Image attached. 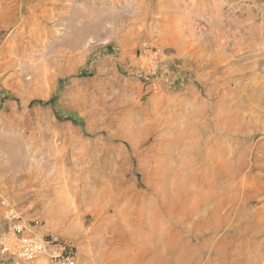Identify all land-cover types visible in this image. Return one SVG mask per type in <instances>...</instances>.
Returning a JSON list of instances; mask_svg holds the SVG:
<instances>
[{
	"label": "rangeland",
	"instance_id": "374dc122",
	"mask_svg": "<svg viewBox=\"0 0 264 264\" xmlns=\"http://www.w3.org/2000/svg\"><path fill=\"white\" fill-rule=\"evenodd\" d=\"M162 1H56L46 15L74 31L43 26L15 50L0 34V197L50 243L32 264L61 248L78 264H264V27L234 55ZM228 2L258 23L264 0ZM177 25L188 40L158 39Z\"/></svg>",
	"mask_w": 264,
	"mask_h": 264
},
{
	"label": "bare ground",
	"instance_id": "6f19581e",
	"mask_svg": "<svg viewBox=\"0 0 264 264\" xmlns=\"http://www.w3.org/2000/svg\"><path fill=\"white\" fill-rule=\"evenodd\" d=\"M26 1L28 3H30V5H29L28 8L24 7V3H26ZM26 1L19 2V0H0V34L2 32L3 33H8L7 39L9 40V44L12 46V47H10V50H15L16 49L15 48L16 45H18L20 43H23L26 40H30L31 41L33 39V36H34V34L36 32L41 31L42 29L44 30V27L43 26H49V25H57L58 26L60 22H62V23H68V25L69 24H73L74 25V28H75V25H76V27L79 25V24L75 23V20H76L75 19V16H71L69 14L67 16H65L63 19L56 18V17H54L52 15H48V16L46 15L47 10H46L45 7L46 6H54L55 7V5H53V3L55 4L56 1H61V0H26ZM149 1H151V0H149ZM200 1L201 0H195V2L193 0H163L162 3L160 4V6L156 7V11L159 10L162 14H164L166 12H169V11L170 12H175L173 10V8L176 7L175 4H178L179 3L180 6H181L180 9H182L181 10V12H182L181 19H180L179 22H180V25L181 26L183 25V24H181V21H183L184 22V25H186L185 26L186 27L185 30L187 31V33L188 32L190 33V35L188 33V35H189L188 38H192L193 35H195L194 32H196V30H198L197 25L193 24L191 22L192 21L191 19L194 16H197V17L201 16L202 18H204L203 20L207 21V24H208L207 26L210 28V30L211 31H214V33L216 35L215 38H216L217 42H218V40H220L219 38H222V37H223V39H225V38H229L230 39V42H231V50H232V53L234 55H246L248 53L251 54L252 53V48L255 45L254 44V37H253V35H255L256 32L261 29V27L262 28L264 27V7L260 6V4H259V6H258L259 11H260L259 12V21H258V23H253L252 20H254V19H257L258 20V18H257V16H255L254 14H252V12L250 11V8L248 6H245V10H246L244 12L245 15H243V14H236L235 10L240 9V7L238 6L239 4L231 5V4H229L228 0H212L211 4L208 7L200 8L198 10L197 9L195 10L196 5ZM87 3L84 2V4L86 6H87ZM127 3H128V1H127ZM140 3H142V2H140ZM129 4H130V2H129ZM147 4H148L147 6L145 5L146 7H142V6H140V5L137 4L138 6L136 7V14H135V16L137 15V17L140 18L141 20H145V17L147 16L144 13L145 11H147V12L149 10L152 11L151 5L149 3H147ZM197 7H199V6H197ZM130 9H132V8H130ZM143 9H145V11H143ZM140 11H142V14L139 13ZM95 12H97V11H95ZM118 12H116V13L118 14ZM23 14H25L26 16H23ZM111 14H115V13H111ZM117 14H115V16L120 17ZM119 15H120V13H119ZM115 16H113V18ZM110 18L113 19L112 16ZM98 21L97 22H94V25H93L94 28L96 29V30L95 29L94 30L97 33L98 32H101V31H99L100 29L98 30L99 26L98 25H95V23L97 24V23L100 22V21L99 22ZM84 23H83V25H82V23L80 24L82 26L79 28V30H78V28H76L79 31V33L78 34L76 33V35L79 37V40H81V41H84L88 37V35L90 34L89 33L90 30H89V27H88L89 25H87L86 23L84 24ZM103 23L104 22H102L101 24H103ZM101 24L99 23V25L102 27ZM221 24H223L222 27H221ZM63 25H65V24H63ZM180 25L179 26L177 25L178 27H175V28L172 26L173 29L171 28L172 29L171 32H169V30H168L167 33H164L163 35L160 34L158 36L159 37L158 39H161V40H164V41H175L177 39V36H180V38H182L183 40L184 39H187V37H184L183 36L184 35L183 32H182L183 35H181V33H180V35L178 34V31L177 30L180 29ZM59 26H61V25H59ZM93 26H92V29H93ZM74 28H72V30ZM182 28H184V27H182ZM221 28H225V31H223L224 34H223V32L222 33L220 32V31L223 30ZM101 30H103V29H101ZM182 30H184V29H182ZM253 30H255L256 32L255 33H252ZM95 31H94V33H95ZM260 31L257 32V33H260ZM179 32H180V30H179ZM97 33H95V34H97ZM95 34H94V36H95ZM101 35H103V34H101ZM194 37H196V36H194ZM179 40H181V39H179ZM219 42H221V40ZM221 44H222V42H221ZM226 51H228V50H226ZM255 79H256V81H260V80L264 81V77L259 78L257 76ZM254 83H253V85H254ZM257 84L260 85L259 83H257ZM255 87H257V86H255ZM258 89H259V87H258ZM249 90H250V88H249ZM249 95H251V93ZM233 117H235V116H233ZM215 118L216 119L218 118V120H219L220 116H217L216 115ZM227 118H229V115L227 116ZM231 119H233V118H231ZM75 195L76 194H74L72 197H74Z\"/></svg>",
	"mask_w": 264,
	"mask_h": 264
},
{
	"label": "built area",
	"instance_id": "2783aa9c",
	"mask_svg": "<svg viewBox=\"0 0 264 264\" xmlns=\"http://www.w3.org/2000/svg\"><path fill=\"white\" fill-rule=\"evenodd\" d=\"M0 217L4 225L0 254L12 264H32L40 255L47 254L46 246L50 243L38 234V221H26L17 207L3 197H0ZM48 264L78 263L70 251L61 248L50 250Z\"/></svg>",
	"mask_w": 264,
	"mask_h": 264
},
{
	"label": "crops",
	"instance_id": "0c3cea01",
	"mask_svg": "<svg viewBox=\"0 0 264 264\" xmlns=\"http://www.w3.org/2000/svg\"><path fill=\"white\" fill-rule=\"evenodd\" d=\"M3 228H4V225H3L2 221H1V217H0V234L3 233ZM0 256H1V255H0ZM4 258L7 260V262H8L9 264H12L11 261H10L7 257L4 256Z\"/></svg>",
	"mask_w": 264,
	"mask_h": 264
}]
</instances>
